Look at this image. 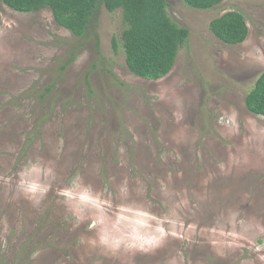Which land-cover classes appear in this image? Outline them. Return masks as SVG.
<instances>
[{
    "label": "rangeland",
    "instance_id": "obj_1",
    "mask_svg": "<svg viewBox=\"0 0 264 264\" xmlns=\"http://www.w3.org/2000/svg\"><path fill=\"white\" fill-rule=\"evenodd\" d=\"M166 1L190 37L155 81L114 51L121 10L77 38L0 8V264H264V0ZM230 11L241 45L209 28Z\"/></svg>",
    "mask_w": 264,
    "mask_h": 264
},
{
    "label": "trees",
    "instance_id": "obj_2",
    "mask_svg": "<svg viewBox=\"0 0 264 264\" xmlns=\"http://www.w3.org/2000/svg\"><path fill=\"white\" fill-rule=\"evenodd\" d=\"M182 1L192 9L207 11L225 0ZM2 6L22 14L49 9L55 24L77 38L87 35L101 6L110 13L121 10L126 28L121 45L113 40L114 51L118 53L121 47L129 71L148 81L162 79L172 72L190 37L189 30L169 17L166 0H0ZM209 28L218 40L230 46L245 43L250 34L245 16L238 11L214 19ZM245 105L251 114L264 117V72L247 94Z\"/></svg>",
    "mask_w": 264,
    "mask_h": 264
},
{
    "label": "clouds",
    "instance_id": "obj_3",
    "mask_svg": "<svg viewBox=\"0 0 264 264\" xmlns=\"http://www.w3.org/2000/svg\"><path fill=\"white\" fill-rule=\"evenodd\" d=\"M25 192L29 195H32V196H35L38 192V188L36 185L34 184H31V185H28L26 188H25Z\"/></svg>",
    "mask_w": 264,
    "mask_h": 264
}]
</instances>
